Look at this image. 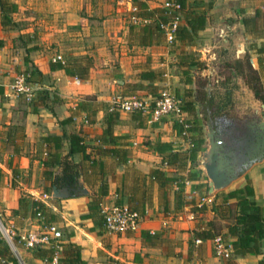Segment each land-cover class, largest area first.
Returning a JSON list of instances; mask_svg holds the SVG:
<instances>
[{
    "label": "crops",
    "instance_id": "1",
    "mask_svg": "<svg viewBox=\"0 0 264 264\" xmlns=\"http://www.w3.org/2000/svg\"><path fill=\"white\" fill-rule=\"evenodd\" d=\"M14 2L20 5L19 0ZM131 3L134 6L135 0H25L23 8L29 13L26 20H30L31 26L15 29L3 28L0 10V153L6 147H12V150L8 149L4 153L5 158L0 154V167L12 176L10 183L2 188L0 202L9 222L14 223L19 230L36 228V221L31 216L22 218L13 215V211L19 207L20 198L27 196L38 199L30 195L44 189L43 186H35L36 181L52 184V181L43 177L44 160L48 152H55L54 142L48 144L45 141L48 135L62 138L63 146L59 151L64 157L70 150L67 136L80 134L89 146L88 152L92 153V157L108 162L110 187L109 194L103 198V207L112 206L118 200L128 204V197L123 191L126 172L113 155H104L102 149H96L100 146L98 137L106 128L105 117L114 95L127 93L131 88L130 83L138 80V74L145 67L165 70L171 55L165 37L159 44L129 43V18L133 13L128 6ZM149 6L156 7L153 3ZM258 10L264 12V0H185V20L182 25L187 22L186 12L203 14L205 28L199 30L195 38L202 36L207 39L209 36L211 39L219 36L225 48H230L238 58L250 55L251 61H257L263 79L264 68L261 65L264 52H261V48L264 46V37L251 34L244 22L247 14H254ZM35 30L39 31L35 34ZM260 30H264V16ZM22 33L30 35L26 48L16 45V38ZM248 42H253L252 50ZM58 55L62 59L57 62H74L80 58L91 60L89 78H81L82 82L78 84L76 78L79 76L70 75L65 69L53 70L51 64L56 62L54 59ZM20 64L25 65L26 69L42 73L38 75L35 72L39 82L34 88L46 91L47 99L35 92L29 102L13 92L11 85L18 75L16 67ZM90 96L96 97L105 107L88 122L87 112L78 111L77 106ZM143 117L141 122L135 118L134 113L118 112L114 134L121 138V143H127L125 147L129 164L144 173L156 167L173 173L174 170L163 162V156L153 146L142 142L152 140L155 143H174L176 137L180 139L177 129L168 122L149 123ZM16 124L25 127L26 143L18 144V152H15L13 144L7 143V131ZM70 159L77 164L83 163L81 153L74 154ZM14 168L18 169L20 175L28 176L19 185L15 179V186L12 173ZM54 170V181L64 179L61 166ZM201 182L208 184L202 191L194 190V182H188L187 201L179 211L176 210L174 188L169 196L168 212L164 209L159 184L153 183L152 198L139 228L114 234L109 233L103 223L99 224L94 218L83 216L89 213V202L98 191V185L92 186L85 181L91 191L90 195L58 199L59 202L48 205L56 214L54 222L61 230L66 228L69 231L65 239L61 240L60 257L65 255L63 244L74 242L80 246L81 256L87 264H114L115 261L119 264H264V239L260 252L234 254L232 258L222 259L216 257L213 251L214 236L222 234L231 242L234 240L229 235V229L236 222L240 208L237 197L229 196L231 191L250 184L255 190L252 198L264 207V159L255 163L230 186L217 191L213 195V202L200 207L201 194H209V181L202 179ZM191 213H195V219L189 218ZM204 228L214 236L200 239L197 233ZM144 233L154 237H144ZM24 249L30 264H53L34 256L30 249ZM108 258L115 260L106 263Z\"/></svg>",
    "mask_w": 264,
    "mask_h": 264
},
{
    "label": "trees",
    "instance_id": "2",
    "mask_svg": "<svg viewBox=\"0 0 264 264\" xmlns=\"http://www.w3.org/2000/svg\"><path fill=\"white\" fill-rule=\"evenodd\" d=\"M178 1L185 7V0ZM135 6L138 8V11L133 14L151 18L152 21L148 24L139 25L131 23L129 43L132 45H153L162 43L165 36L160 28V21L166 20L164 10L162 8L150 9L144 0H135ZM0 10L2 14L1 22L4 29H15L19 27V22L13 17V15L19 11L18 3L10 0H0ZM263 16L264 12L259 10L254 14H247L245 16L244 22L249 32L257 37H264V30H260V22ZM186 18L187 22L180 26L176 37V42L180 41L182 44H187L195 39L199 30L205 28V16L203 14L186 12ZM29 36V34L22 33L17 38L20 44L16 45L26 48L29 42L27 38ZM261 52H264V46L261 48ZM184 57L185 55L179 57L180 60H178V64L180 66H194L199 63L195 58L187 62ZM91 66V60H85V58L77 59L74 62L56 61L51 64L53 70L65 69L68 74L79 76L82 79L89 78ZM261 68H264V62ZM35 72H37L38 75H42L38 70L26 69L23 72L27 75L28 83L33 87L39 82L35 77ZM185 72L188 73V71ZM166 73L167 71L163 69L156 70L152 67H145L138 74V80L134 83H130V90L124 94L134 95L143 91L156 93L162 88L163 85L161 86L159 82H164L166 80ZM253 79L258 83L257 85L251 84V87L254 89L256 96L264 101V86L262 83L260 84L262 76L260 74L253 75ZM144 81H148L149 84H145ZM35 92L41 93L42 97L45 99L48 98V93L46 91L34 88L33 93ZM21 98L25 100L24 96H21ZM184 106L189 112V116L193 114L194 106L192 101H185ZM104 107V103L99 102L96 97L90 96L78 103L77 110L87 112V120L91 122L97 112L104 109ZM134 114L135 118H138L141 122L144 120V117L140 113ZM71 118L72 117L67 120L69 121ZM117 122L118 112L110 111L108 108V113L105 117L106 128L104 133L98 137L100 146L96 147V149H102L104 155H113L116 162L124 168L126 174L123 191L124 195L128 197V205L133 211L138 212L142 216L146 214L148 203L152 198V184L155 182L159 184L162 190L164 209L166 212L169 211V196L174 188L176 210L179 211L187 201L186 186L188 182H194L193 189L196 191H202L203 187L208 185L207 183L201 182V173L195 171L199 154L203 150V145L205 143L204 133L198 120L193 121L188 117L190 126L187 129L188 134L185 135V137L190 139L191 146L188 149L177 151L174 149V143L167 141H158L154 144L155 150L163 156V162L168 168L174 170L173 173L161 167L153 168L149 173H144L135 165H130L128 150L125 147L127 143H121V138L114 134V126ZM175 128L180 129L177 124ZM180 130L183 131L184 129ZM18 136H20V138H25V127L21 124L10 126L7 131V143L15 146V152H18L20 147V145H18L20 143L17 142ZM67 137L70 140V150L64 157L59 151L63 146L62 138L52 135L45 137V141L48 144L51 141L54 142L55 152H48V157L44 160L43 177L48 181H52V184L57 183L56 180H53L55 176L54 169L57 166H61L66 182L70 184L77 182V178L82 175L88 184L92 186L98 185L97 193L92 195V199L89 202V213L83 216L85 218H94L99 224L103 223L105 225L103 198L109 194L110 187L108 162L103 159L92 157V153L88 152L89 146L84 143L83 137L80 134L75 133ZM76 153L82 154V164H77L70 159V157ZM13 173L14 176L18 175V169L14 168ZM4 176V170L0 167V186ZM13 185L15 186L16 183L14 182ZM254 195L255 190L250 184H247L242 189L229 193L230 197H237V204L240 208L239 214L236 216V222L231 225L229 229V235L234 238L232 241L234 254L260 252L261 243L264 239V207L252 198ZM117 203H120V201L118 200ZM38 213H41L47 221H55L57 218L52 208L43 200L27 196H22L20 198L19 207L13 211L14 216L22 218L28 216L35 218ZM147 236L154 237L149 233H144V237ZM197 236L200 239H208L213 237L214 234L204 228L198 231ZM63 247L65 255L59 259L61 264H87L81 256V248L77 243L67 242L63 244ZM30 251H32L34 256L44 258L47 261H51L55 254V249L53 248H35L30 249ZM0 264H20L19 257L11 250L9 244L4 239H0Z\"/></svg>",
    "mask_w": 264,
    "mask_h": 264
},
{
    "label": "built area",
    "instance_id": "3",
    "mask_svg": "<svg viewBox=\"0 0 264 264\" xmlns=\"http://www.w3.org/2000/svg\"><path fill=\"white\" fill-rule=\"evenodd\" d=\"M149 6L150 3L156 5L155 8L164 10L166 20L160 21V28L164 32L165 40L168 45H172L176 41L177 32L185 20L184 5L178 0H144ZM138 11L134 5L132 13ZM130 21L133 24H148L151 18L141 17L132 14ZM61 56H57L54 60H61ZM167 77L169 73L165 74ZM81 78H76V83L80 84ZM11 88L18 96H24L27 101L33 98L34 87L27 81L25 73L18 74ZM184 99L180 97L168 85L162 87L156 93L145 92L141 94L125 95L115 94L110 102V111L125 113H140L147 118L149 123L167 121L172 125H178L176 128L180 135H187V129L190 126L188 122L189 112L185 109ZM137 144V142L135 143ZM214 201L213 195L205 194L201 196L199 206ZM105 228L109 233L122 234L129 231H136L141 223L143 216L133 211L126 203H115L112 206L103 207ZM195 213L189 215L190 219H195ZM36 228L19 230L14 223H6L0 214V231L3 233L10 247L18 250V243L27 249L35 248H53L55 254L51 262L59 264L61 238L63 232L54 221H47L41 213L34 218ZM200 241V240H199ZM213 251L216 257L222 259L232 258L234 248L232 242L222 234L213 238Z\"/></svg>",
    "mask_w": 264,
    "mask_h": 264
},
{
    "label": "rangeland",
    "instance_id": "4",
    "mask_svg": "<svg viewBox=\"0 0 264 264\" xmlns=\"http://www.w3.org/2000/svg\"><path fill=\"white\" fill-rule=\"evenodd\" d=\"M10 1L14 2V0H10ZM19 1H20L19 11H18V13L14 14L13 17L19 21V28H25V27L29 28L31 26L30 20H26V17L29 16L28 15L29 13H28V11L26 12V10L23 8V5L25 4V0H19ZM128 9L130 11H132L133 5L130 4L128 6ZM129 20H130V18H129ZM36 31H39V30H35V34H36ZM28 38L30 39V37H28ZM16 42H17V44H20V42L17 41V38H16ZM252 43L250 42V44H249V42H248L250 50H252L251 49ZM259 43L260 42H257V44H259ZM169 46L171 48V55L167 61L168 64L165 68V71H167L169 73V76L167 77L165 75L166 80L164 83L161 84V86L163 85L162 87H166V85L167 86L169 85L173 89V91H175L180 97H182L184 99V101H193V96L196 94V90L199 88V86H201V81H202L201 76H202V70L203 69H204V72H209V73L212 72V74L215 73L214 76L219 75L218 77H220V76L224 77V76H228L229 73H231V71L233 72V68H235L236 62H232L235 54L233 52H231V54H230V48H225L224 42L222 41V39H219V36L211 37V39L209 36H207V39H204L202 36H199V37L197 36V38L193 39L192 41H190L187 44H182V42H179V41L176 42L175 41L172 45H169ZM184 53H187V54H184ZM181 55H185L184 58L187 62L192 60V58H195L196 61L199 62V64H196L194 66H190V65L180 66L178 64V60H180L179 57H181ZM248 60L251 64V66L248 65V62H247ZM25 67L26 66L23 64L17 65V67H16L17 68L16 69L17 74H22L26 70ZM27 67H32V65H28ZM241 70L243 71L244 78L248 77L249 81H251L253 84L257 85L258 82H256L253 79V75H257V74L261 75V73H260L261 69L259 68V63L257 61H251L250 55H247L243 59V62H241ZM185 71H188V73H186ZM231 75H232V73H231ZM131 83H134V82H131ZM261 83L264 86V78L261 79L260 84ZM243 87H244L245 93L249 96L251 94L250 90H252L251 87H250V90H249L248 85H245V86L243 85ZM145 92L146 91L138 92L136 94H141V93H145ZM247 95H246V97H247ZM189 117L193 121L194 120L199 121L198 110L195 108L193 111V114H190ZM163 122L165 124L167 123V121H165V120H163ZM179 136H180V139L176 137V139L174 140L175 150L181 151V150L188 149L191 146L190 139H188V137L180 135V133H179ZM17 142L20 144H23V145L26 143L24 138H20V136H18ZM153 143L155 144V141H152V140H143V142H142V144L147 145V146L149 145L151 147L152 146L154 147ZM8 149L12 150V147H6L5 151L0 153L3 158L6 157L4 155V153L6 151H8ZM200 156H202V152H200V154H199L197 167L195 168V171H199L201 173L202 179L209 181V178H208L205 170L200 167V163H199ZM2 162H4V161H2ZM5 166H6V168H8L7 164ZM3 170L5 173V176L3 178L2 186L0 187L1 188L0 189V197H1L2 188L5 185L9 184L11 181V178H12V176H10V173H8L5 168H3ZM27 177L28 176L24 175V174H22V175L18 174V175L14 176V173H13V183L16 182L15 181V179H16L17 184L19 185V182L25 181ZM7 181H8V183H7ZM43 183H39V181H36L35 186H40V187L43 186L44 189H43V191H39V193L35 192V194H30V195H32L34 197H38V199H40V200L43 199V201H45L47 203V205H49V206H51L52 203L59 202V201H57L58 199H54L52 197V192H53L52 184L50 182H47L44 184ZM0 214L5 219V222L10 224L9 219L5 214L4 208L2 207L1 202H0ZM62 232H63V236H62L61 240H64L65 237L67 236V234L69 233V231L66 228H62ZM0 239H4L7 242V240L5 239V237L1 231H0ZM24 248L25 247L23 245L18 243V250L14 251L12 248H11V250L19 257L20 264H30L28 257H26L27 251ZM114 260L115 259H113V258H111V259L108 258V261L106 263H111ZM114 264H119V263H116V261H115Z\"/></svg>",
    "mask_w": 264,
    "mask_h": 264
},
{
    "label": "flooded vegetation",
    "instance_id": "5",
    "mask_svg": "<svg viewBox=\"0 0 264 264\" xmlns=\"http://www.w3.org/2000/svg\"><path fill=\"white\" fill-rule=\"evenodd\" d=\"M233 58L232 62L236 64L232 75L229 73L228 76L218 77L214 76L215 73L202 70L201 86L196 90L192 102L194 109L198 110L205 137L203 150L208 145L207 132L210 130L214 133V139L223 142L227 150L246 158L242 163L244 166L264 152V101L256 96L248 77L244 78L241 70L244 58L240 59L236 54ZM247 62L251 66L249 60ZM243 85H248L249 90L251 87L252 95L245 93ZM226 157L232 159L233 156ZM55 184L59 187L78 186L77 182L70 184L63 178Z\"/></svg>",
    "mask_w": 264,
    "mask_h": 264
},
{
    "label": "water",
    "instance_id": "6",
    "mask_svg": "<svg viewBox=\"0 0 264 264\" xmlns=\"http://www.w3.org/2000/svg\"><path fill=\"white\" fill-rule=\"evenodd\" d=\"M262 129H264V120L262 122ZM207 136L208 145L203 150L199 163L209 178V195H214L217 191L227 188L240 176L245 174L255 163L261 162L264 159L263 152L242 166L246 158L227 150L223 142H220L219 139L217 141L214 139L212 131L208 130ZM227 155L233 156L232 159L227 158ZM77 184L78 186L76 187L53 185L52 197L54 199H64L76 195L84 196L91 194L82 176L77 178Z\"/></svg>",
    "mask_w": 264,
    "mask_h": 264
}]
</instances>
